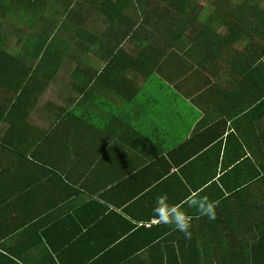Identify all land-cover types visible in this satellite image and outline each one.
I'll return each mask as SVG.
<instances>
[{"label": "crops", "instance_id": "crops-1", "mask_svg": "<svg viewBox=\"0 0 264 264\" xmlns=\"http://www.w3.org/2000/svg\"><path fill=\"white\" fill-rule=\"evenodd\" d=\"M53 6L62 12L60 4ZM52 16L38 18L37 33L47 31ZM21 26L19 35L31 31ZM140 46L122 48L138 59ZM192 46L183 44L176 53L157 47L153 60L162 69L146 84L138 77L137 92L119 95L102 77L109 62L105 52L96 56L89 45L91 52L79 60L84 75L76 76L79 62L68 60L29 116V126L11 133V125L0 124V264H91L95 259L97 264H187L190 257L179 248L183 241L199 245L194 257L215 259L223 253L220 238L225 244L253 240L243 221L208 218L192 220V236L185 238L152 211L160 196L187 206L189 190L180 180L192 178L193 185L202 186L207 178L227 179L235 187L249 174L248 167H235L264 163V70L236 71L214 54L208 61L199 46L189 52ZM90 71H99L95 82ZM52 92L61 95L50 97ZM1 97L0 108L6 109ZM71 99L82 104L74 131L82 143L68 160L59 153L62 145H51L46 137L54 141L58 108ZM39 145L37 162L32 154ZM194 158L195 172L181 174L182 163ZM223 192L220 182L212 200ZM232 223L236 233L215 228ZM112 244L116 249L107 251ZM153 245L156 251L149 248Z\"/></svg>", "mask_w": 264, "mask_h": 264}, {"label": "trees", "instance_id": "trees-1", "mask_svg": "<svg viewBox=\"0 0 264 264\" xmlns=\"http://www.w3.org/2000/svg\"><path fill=\"white\" fill-rule=\"evenodd\" d=\"M54 3L62 6V12L53 9ZM42 15L54 16L47 20V31L39 34L35 28ZM10 18L31 30L10 36L4 25L0 26V97L6 102V109L0 108V124L11 125V133L20 132L22 125L29 126V116L43 95L57 83L66 62H79L91 48L96 56L102 50L105 52L103 58L109 62L102 77L109 78V86L117 89L119 95L137 92L138 77H144L145 84L154 79L153 74L162 69L153 60L154 50L159 46L172 53L182 51L183 44L193 45L189 52L197 51L199 46L207 60L214 54L218 60H229L236 71H254L261 67L264 70V0H247L243 4L234 0H0V20L6 22ZM90 22L94 26L92 31ZM220 30L226 35H219ZM213 38L217 41H211ZM135 42L142 47L138 59L122 48ZM111 56L114 57L110 62ZM83 70L84 65L79 62L76 76L84 75ZM90 76L95 82L99 71H90ZM80 84L85 83L82 80ZM81 107L76 99L67 100L65 106L58 108L60 111L53 123L54 141L51 136L46 137L47 143L62 145L59 153L68 160L78 155L75 145L82 143V138L75 135L77 112ZM40 148L39 145L32 154L37 162H40ZM197 161L185 160L179 168L181 174L195 172ZM244 167H248L249 174L235 187L227 179L219 181L227 192L215 199L220 214L215 220L249 224L245 229L253 240L225 244L220 238L218 249L223 253L215 259H206L200 254L194 257L192 253L199 250V245L183 241L179 248L189 255L185 259L187 264H264V163H242L235 171H242ZM193 181L192 178L180 180L182 188L189 190L184 198L187 201L197 196L212 199L213 191L219 189L215 179L207 178L202 186L193 185ZM190 214L193 221L207 218L198 212ZM225 226L215 228L236 233L233 223ZM149 248L158 249L155 245ZM115 249L112 244L107 251ZM91 262L97 264L98 259Z\"/></svg>", "mask_w": 264, "mask_h": 264}, {"label": "clouds", "instance_id": "clouds-1", "mask_svg": "<svg viewBox=\"0 0 264 264\" xmlns=\"http://www.w3.org/2000/svg\"><path fill=\"white\" fill-rule=\"evenodd\" d=\"M218 203L207 196H197L190 199L187 206L177 207L169 202L167 196H160L155 201V207L152 209L154 216L162 223L171 225L185 238L192 236V217L187 209H195L201 216L209 220L217 218Z\"/></svg>", "mask_w": 264, "mask_h": 264}, {"label": "rangeland", "instance_id": "rangeland-1", "mask_svg": "<svg viewBox=\"0 0 264 264\" xmlns=\"http://www.w3.org/2000/svg\"><path fill=\"white\" fill-rule=\"evenodd\" d=\"M245 1H247V0H234V2H236L238 4H243ZM57 7H58V5L55 8H57ZM2 25H4V29H6L8 32H10V36H12L11 33L12 34H19V33H21V30H23L21 24L19 22H17V20L15 18H10L6 22L0 20V26H2ZM60 95H56V92H52L50 94V97L59 98ZM44 113H46V112H43V114H41V116H39V117L41 118L43 116H46V114H44ZM37 122L40 123L41 119H39Z\"/></svg>", "mask_w": 264, "mask_h": 264}]
</instances>
